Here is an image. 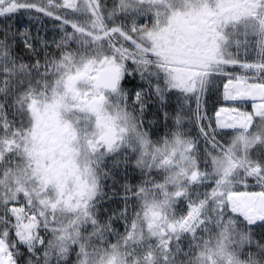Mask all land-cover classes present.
Wrapping results in <instances>:
<instances>
[{
	"label": "snow or ice",
	"instance_id": "1",
	"mask_svg": "<svg viewBox=\"0 0 264 264\" xmlns=\"http://www.w3.org/2000/svg\"><path fill=\"white\" fill-rule=\"evenodd\" d=\"M0 264H264V0H0Z\"/></svg>",
	"mask_w": 264,
	"mask_h": 264
}]
</instances>
